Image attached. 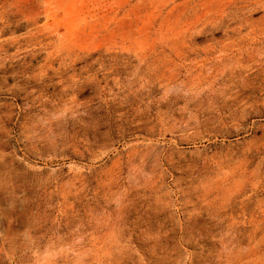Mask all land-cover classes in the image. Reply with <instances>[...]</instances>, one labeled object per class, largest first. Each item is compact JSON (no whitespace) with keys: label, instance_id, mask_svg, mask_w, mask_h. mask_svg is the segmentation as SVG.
<instances>
[{"label":"rangeland","instance_id":"rangeland-1","mask_svg":"<svg viewBox=\"0 0 264 264\" xmlns=\"http://www.w3.org/2000/svg\"><path fill=\"white\" fill-rule=\"evenodd\" d=\"M0 264H264V0H0Z\"/></svg>","mask_w":264,"mask_h":264}]
</instances>
